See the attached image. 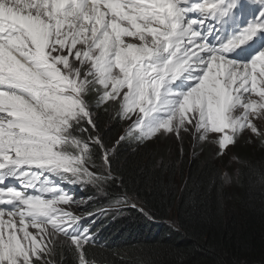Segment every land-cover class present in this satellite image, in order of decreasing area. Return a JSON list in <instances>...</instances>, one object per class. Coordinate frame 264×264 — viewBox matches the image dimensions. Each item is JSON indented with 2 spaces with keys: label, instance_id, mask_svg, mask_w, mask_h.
I'll return each mask as SVG.
<instances>
[{
  "label": "snow or ice",
  "instance_id": "obj_1",
  "mask_svg": "<svg viewBox=\"0 0 264 264\" xmlns=\"http://www.w3.org/2000/svg\"><path fill=\"white\" fill-rule=\"evenodd\" d=\"M101 109L127 122L112 144ZM257 120L264 0H0V264H109L96 221L137 207L113 167L124 142L222 156L245 131L264 146Z\"/></svg>",
  "mask_w": 264,
  "mask_h": 264
},
{
  "label": "trees",
  "instance_id": "obj_2",
  "mask_svg": "<svg viewBox=\"0 0 264 264\" xmlns=\"http://www.w3.org/2000/svg\"><path fill=\"white\" fill-rule=\"evenodd\" d=\"M98 124L110 144L124 132V121L110 119L102 109ZM188 144L168 153L156 148L157 141H126L117 149L113 167L124 181L119 191L137 207L113 210L100 224L99 259L109 264L149 258L159 264H264V190L251 186L250 171H264V148L241 139L230 153L218 156L206 143ZM225 173L228 183L220 179ZM108 203L100 198L95 207Z\"/></svg>",
  "mask_w": 264,
  "mask_h": 264
},
{
  "label": "rangeland",
  "instance_id": "obj_3",
  "mask_svg": "<svg viewBox=\"0 0 264 264\" xmlns=\"http://www.w3.org/2000/svg\"><path fill=\"white\" fill-rule=\"evenodd\" d=\"M254 123H257L259 126H261V127H264V122H261V121H254ZM125 128V127H124ZM241 139H243V140H245V141H248L249 143H253V142H257V140L253 137V138H251V141H250V134L247 132V131H245V133L243 134V136L238 140V142L241 140ZM184 140H185V142H184ZM184 140H183V142L181 143V142H179V141H177L176 140V138L175 137H173L171 140H164V141H157V147L156 148H161V149H167L166 151H167V153L168 152H173V151H175V149L176 148H179L180 150H182L183 151V145H185V143H189L188 145H189V148L190 147H193L192 145H193V143L194 142H196V141H194L193 140V138L192 137H188V136H185V138H184ZM187 141V142H186ZM189 141V142H188ZM259 142V141H258ZM209 146H211L213 149V151L212 152H214L215 150H214V146L213 145H211V144H208ZM259 145H260V143H259ZM197 146V145H196ZM261 146V145H260ZM231 148L232 147H229L228 148V150H227V154L228 153H230L231 152ZM262 148H264V146H262ZM186 149V148H185ZM216 156V155H215ZM223 156V155H222ZM231 158H232V160H234V161H236L235 160V158H234V155L231 153ZM30 231H33V232H35V230L34 229H30Z\"/></svg>",
  "mask_w": 264,
  "mask_h": 264
}]
</instances>
